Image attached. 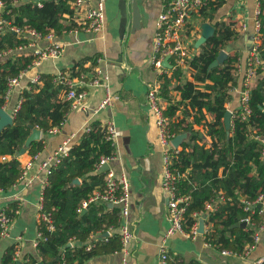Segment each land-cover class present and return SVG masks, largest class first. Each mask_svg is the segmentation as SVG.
Listing matches in <instances>:
<instances>
[{"label": "trees", "instance_id": "trees-1", "mask_svg": "<svg viewBox=\"0 0 264 264\" xmlns=\"http://www.w3.org/2000/svg\"><path fill=\"white\" fill-rule=\"evenodd\" d=\"M3 1L6 4L3 15L15 25H28L43 34L54 30L58 35L77 28L76 24L63 20V15L71 12L70 0H45L42 6L33 0ZM226 1L207 0L201 17L214 26V34L201 45L199 54L189 61L190 75L178 66L171 75L163 74L161 96L170 103L164 112L170 119L173 132L179 134L189 126L202 124L211 137L207 146L199 142L198 133L194 134L189 141L180 144L182 148L174 157V169L186 173L178 183V193L191 196L186 213L187 228L195 222L193 213L203 210L206 202L222 191L225 201L209 217L213 230L208 237L221 248L242 253L248 245L254 244L255 228L242 226L249 213L244 210L240 195L254 200L264 194V0H261L259 16L263 34L259 50L262 64L256 70L251 89L252 112L244 119L242 110H237L230 129L225 123L226 103L231 98L230 88L237 82L233 71L239 60L229 53L223 63L210 69L220 51L240 37L234 22L216 19L218 10ZM26 43L27 39L20 38L9 28L0 32V54ZM33 57L32 53L14 54L0 61V107L6 102L9 78L27 69ZM76 68L80 72L86 70L83 65ZM54 78L52 74H42V85L32 83L31 89H24L14 122L0 131V188L4 190L12 187L22 173L18 153L25 148L33 128L46 132L49 128L61 126L67 117L70 103L62 97L65 87L57 84ZM174 91L181 95V99L172 103ZM178 110L183 114L180 119ZM43 146V138L33 140L26 150L35 156ZM113 153L115 144L108 139L106 126L95 121L81 141L71 146L69 155L53 167L44 190L43 205L52 215L54 229L50 230L41 221L38 257L29 254L26 264H80L102 248L106 251L121 249V242L118 243L117 239L111 241L112 236L107 242H96L90 250L85 244L92 233L119 225V207L92 203L84 214L78 212L83 200L104 185L106 172L100 171L101 156ZM2 156L7 159L1 160ZM251 218L256 227L260 226L262 215L258 209ZM74 239L83 244L68 245ZM14 253L15 250L10 249L3 264H15ZM168 264L182 263L168 261Z\"/></svg>", "mask_w": 264, "mask_h": 264}, {"label": "crops", "instance_id": "crops-1", "mask_svg": "<svg viewBox=\"0 0 264 264\" xmlns=\"http://www.w3.org/2000/svg\"><path fill=\"white\" fill-rule=\"evenodd\" d=\"M33 1L38 4V2L45 0ZM137 2L141 12V26L135 31H132L130 27L131 29H128L127 34H121L118 0H105L106 26L103 30L88 31L76 24L77 28L62 35L56 34L54 30L49 31L48 33L54 32V42L61 43L63 50L58 56L46 58L40 64H34L35 51L46 49L52 42L47 38L36 39L17 33L12 27L18 25L11 23L3 15L6 4L0 8V18L9 21V24L0 32H5L9 28L15 31L20 38L27 39L26 44L1 53L0 61L14 54L27 55L32 53L34 56L28 68L19 73L22 74L19 84L6 99L4 106L1 107L9 111L11 115L12 111L21 105V95L24 89H31L32 83L40 85L44 83L42 74H52L55 76L54 79L57 84L64 85L62 97L65 99L67 85L57 81L61 72L66 73L73 82L79 85L80 79L85 78L89 82L99 69L101 71L98 73L99 76L101 74L106 82V85L86 86L89 95L85 98L82 106L77 109L70 108L61 126H55L58 127L56 132L49 133L51 128L46 132L40 129L41 136L37 140L43 138L44 146L36 156L29 154L26 149L23 153H18L23 168L32 162L26 176V179L28 178L31 182L28 183V180L26 182L19 181L24 170L22 168L21 175L12 187L8 190L0 188V207L5 208L12 216L9 234L0 239V264H3V259L8 255L10 249L20 252L19 259L15 264H18V261L21 264H26L29 254L38 257L39 226L43 221L40 206L50 176L42 167V161L67 140H69L67 145L69 152L71 146L81 141L87 127L95 121L101 122L103 126L111 121L115 126L114 159L110 160L108 164L109 169H112L118 178L125 176L129 182V215L122 216L120 205L102 201L93 203L120 208V223L118 226L111 227L112 231L108 236H112L111 241L117 239L122 246L121 227L123 224H127L133 231L134 238L125 248L121 247L120 250L113 251H106L105 248H102L97 254L80 264H159L160 251L163 245L167 249L170 263L179 261L182 264H258L260 259H264L263 216L258 227L255 226L252 218L251 223L245 221L249 227H254L255 233L260 236L259 242H254L255 246L245 254L244 252L223 253V250L231 249L221 248L220 244L209 239L208 235L213 230L212 223H209L210 216H205L204 232L199 231V234L194 237L180 232L166 237V232L171 226V220L168 210V196L163 188L164 148L160 142L157 119L149 109L146 100L149 87L156 84L161 87L164 81L163 74L171 75L175 67L168 68L167 72L162 74L161 70L154 64V37L157 31V18L162 10V0H137ZM256 8V0H227L216 15L217 20L234 22L237 32L240 33V37L231 43L229 52L233 56H237L239 60L233 71L237 82L230 88L231 98L226 103L227 110L232 112L231 124H233L235 112L242 107L241 90L255 30ZM65 15L66 13L63 15V20L71 23ZM205 22L208 21L196 16L189 21L186 38L190 57H194L200 52L202 44L197 47L196 42L203 34L202 27ZM242 22L247 23V30L241 28ZM26 26L28 25L18 27L24 28ZM78 65H83L86 70L80 72L76 68ZM182 70L190 75L188 69ZM38 76L40 80L33 82V78ZM254 80L255 77L252 85ZM108 93L112 95V102L101 107V103ZM162 99L166 108L170 103L163 96ZM180 99L181 95L174 91L172 103ZM177 117L179 119L183 117L181 110L177 111ZM197 133L199 142L209 146L211 137L206 134L202 124L189 126L187 130L179 134L187 136L183 139L185 142ZM178 147L179 150L182 148L181 145ZM6 159L1 157V160ZM107 171L105 172L107 173ZM185 176L186 173L182 179ZM100 188H105V182L102 187L96 189ZM218 195H223L224 199L219 201ZM240 198H244V195L241 194ZM209 201L216 202L215 212L225 201V194L220 191L207 202ZM257 209L259 210V208H254L248 212V215L253 217ZM204 210L205 207L199 212L203 213ZM80 213L84 214L83 211ZM201 218L199 219V230ZM104 231L106 230L92 233L85 242L86 246H95L96 242L101 241L107 242ZM82 244V241L74 239L68 245L73 247ZM12 258H15V253Z\"/></svg>", "mask_w": 264, "mask_h": 264}, {"label": "built area", "instance_id": "built-area-1", "mask_svg": "<svg viewBox=\"0 0 264 264\" xmlns=\"http://www.w3.org/2000/svg\"><path fill=\"white\" fill-rule=\"evenodd\" d=\"M257 8L255 11V30L252 36L253 49L250 51L248 58V67L245 72L243 87L241 90V103H242V113L243 118L246 119L252 112L250 107V97L253 78L255 77L256 70L261 66L262 60L260 55V46L262 44V33H261V0H256ZM207 3V0H162V10L157 18V31L154 37V64L161 70V73L167 72L168 68H174L175 66L181 67L184 70L189 68V61L193 58L189 55V47L187 44V26L189 21L194 17H201V10L203 6ZM43 2H38L39 6H42ZM5 3L0 0V8H3ZM71 12L66 13V17L71 23L77 24L80 28L86 29L88 31H101L106 26V6L105 0H71L70 1ZM202 18V17H201ZM9 24V21L5 18H0V30H3L5 26ZM241 28L247 30V23L242 22ZM19 34H23L26 37H34L36 39L47 38L52 43L44 50H36V58L34 64H40L42 60L50 57L58 56L62 50L63 46L61 43L54 42L55 34L50 32L46 35L36 31L29 26L20 28L18 26H13ZM168 59L170 66L166 67L164 61ZM97 69V74L90 78L91 80L87 82L85 78L80 79L78 83L73 82L66 73L61 72L57 77V81L62 82L67 85L66 99L70 103L71 109H77L82 106L85 98L89 95V91L86 86H98L106 85L103 76ZM22 74L15 77H10L8 80V90L6 93V99L9 98L13 89L19 84ZM40 80L39 76L33 78V82H38ZM112 102V95L108 93L105 99L101 103V107L106 106ZM147 105L149 109L153 112L157 119V125L159 127L160 142L164 148V175H163V188L165 189L168 196V210L171 220V226L166 232V237L180 232L181 234L187 236H196L199 234V219L202 216H210L216 209V202L209 201L205 204V210L203 213L195 212L193 216L195 217V222L187 228L186 226V213L190 205L191 196L189 194L178 193V183L184 176L183 172L174 169V157L179 151V147L174 144V139L177 135L170 128V119L165 114V105L161 96V87L156 85H151L147 92ZM20 105L12 111L14 116L18 111ZM58 130V127H53L49 129V133H54ZM89 130V126L87 127ZM106 130L108 132V139L114 140L115 136V126L113 122L109 121L106 124ZM264 142V139H263ZM69 140L65 141L60 145L52 154L46 156L42 161V167L47 171L48 175L51 174L54 166L59 164L62 158L69 155L67 145ZM36 156V155H35ZM6 159V156H3ZM114 159L113 155H103L100 158L99 167L106 165L110 160ZM32 166V162H29L23 168V173L19 178V181L26 182V176L28 175L29 169ZM31 181L28 180V183ZM219 201L224 199L223 195H218ZM129 198H130V188L129 182L125 176L117 177L116 174L109 169L106 173L105 188L96 189L95 192L86 200H84L79 207V212L87 209L91 203L102 201L111 204L120 205L122 210V216L126 217L129 215ZM244 205V210L251 212L254 208H259L260 213L264 220V194H260L256 199L251 200L246 196L241 199ZM261 205V207H258ZM41 208V219L47 224L50 230L54 229L52 215L50 212L44 209L43 202L40 206ZM243 221L251 223V216L248 215ZM12 222V216L3 207H0V239L9 234L10 225ZM112 228L104 231V237L108 240V236L111 234ZM39 236L41 234L39 233ZM255 243H258L260 236L258 233L254 234ZM134 238L133 231L129 228L127 224H123L121 227V239L122 248H125L127 244ZM255 244L248 245L244 254L249 252ZM92 246H88L87 249L90 250ZM223 253L233 254L235 252L231 250H223ZM20 252H15L14 260L17 262L19 259ZM168 252L163 245L160 251L159 264H168ZM264 259H260L258 264H262ZM19 262V261H18Z\"/></svg>", "mask_w": 264, "mask_h": 264}, {"label": "water", "instance_id": "water-1", "mask_svg": "<svg viewBox=\"0 0 264 264\" xmlns=\"http://www.w3.org/2000/svg\"><path fill=\"white\" fill-rule=\"evenodd\" d=\"M118 9H119V17H120V32L122 35L127 34L128 29L132 28V31H135L136 28H139L141 26L140 25L141 12L137 0H118ZM202 28H203V34L196 42L197 47H199L209 37H211L215 31L214 26L208 22L203 23ZM252 49H253V42H251L250 45V50ZM230 50H231V46H227L225 49L221 50L217 59H215L211 64L210 69L223 63L224 60L228 57ZM164 65L170 66V62L168 59L164 61ZM13 118L14 117L9 113V111L0 107V131L6 125L12 124L14 122ZM231 118H232V112L230 110H227L225 114V123L227 129H230L231 127ZM31 127L33 128L32 125ZM40 136H41V130L39 128H33V132L27 139L25 148H22L20 152L23 153L26 147L30 144V142L39 139ZM186 137L187 136L185 134L177 135L176 138L174 139V144L176 146H179L183 142V139ZM109 168H110L109 164H106L100 168V171H106L109 170ZM258 207H261V205H258ZM86 210L87 209H84L83 213ZM204 222H205V216L201 218V224L199 230L200 232H204ZM246 225H247L246 222L242 223V226H246ZM18 264H21V262L19 261ZM39 264H42V262H40Z\"/></svg>", "mask_w": 264, "mask_h": 264}]
</instances>
